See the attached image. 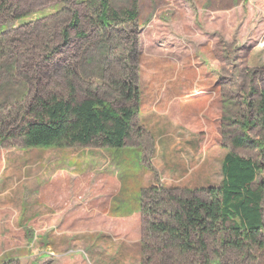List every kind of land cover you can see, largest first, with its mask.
I'll return each mask as SVG.
<instances>
[{
  "label": "rangeland",
  "instance_id": "obj_1",
  "mask_svg": "<svg viewBox=\"0 0 264 264\" xmlns=\"http://www.w3.org/2000/svg\"><path fill=\"white\" fill-rule=\"evenodd\" d=\"M88 1L6 0L12 14L0 15V34L10 30L28 39L16 42L20 50L1 65L0 123L36 89L64 95L63 78L75 66L78 77L90 80L115 108L126 103L106 82L133 76L139 94L138 104L132 103L134 131L120 149H30L17 138L4 142L0 264H98L104 253L100 246L88 248L93 239L135 242L141 252L134 264H142L143 244L161 249L162 237L147 227L168 219L174 205L167 197L209 200L228 153L254 161L260 167L257 184L264 180L258 113L264 0H109L113 11L136 17L103 34L90 18ZM73 11L79 12L84 40L67 28ZM29 28L39 29L51 48L64 45L61 31L67 28L69 47L61 59L37 69ZM7 123L16 133L13 117ZM246 137L247 143L234 146ZM53 242L58 250L49 247ZM218 248L216 238L208 240L212 258ZM167 251L153 264H191V257Z\"/></svg>",
  "mask_w": 264,
  "mask_h": 264
},
{
  "label": "trees",
  "instance_id": "obj_2",
  "mask_svg": "<svg viewBox=\"0 0 264 264\" xmlns=\"http://www.w3.org/2000/svg\"><path fill=\"white\" fill-rule=\"evenodd\" d=\"M87 7L90 18L102 34L116 24L132 22L136 17L134 12L113 11L109 0H90ZM10 13L6 0H0V15L6 17ZM11 18L16 20L22 16ZM80 25L79 12L73 11L67 28L75 30L76 39L84 40L87 36L80 30ZM67 28L61 31L64 41L61 48H51L45 36L39 35V29L29 28L34 30L30 32L31 50L39 64V68L35 64L33 69H40L43 62L46 64L54 57L61 59L64 49L69 47ZM24 39H28L26 33L7 30L0 34V68L8 56L20 50L16 42ZM70 68L63 78L64 95L36 89L27 104L7 114L4 124L0 123V147L16 138L21 140L23 147L30 149L76 145L120 149L125 145L134 131V104L139 101L133 76L110 78L106 82L105 85L126 103L115 108L99 96L90 80L78 77L75 66ZM260 97L258 113L264 127V90ZM12 117L16 133L10 131L12 127L7 123ZM251 125L245 124L244 130ZM248 139H236L234 146L241 147ZM259 170V165L251 159L228 153L221 165V183L208 190L209 200L195 196L184 199L168 196L174 205L168 219L150 223L147 227L148 232L162 237L159 241L161 249L143 244L142 264H153L158 257L167 256L170 252H165L166 249L175 251L179 258L191 257V264H264V180L257 184ZM211 238H216L219 246L213 258L208 249Z\"/></svg>",
  "mask_w": 264,
  "mask_h": 264
},
{
  "label": "crops",
  "instance_id": "obj_3",
  "mask_svg": "<svg viewBox=\"0 0 264 264\" xmlns=\"http://www.w3.org/2000/svg\"><path fill=\"white\" fill-rule=\"evenodd\" d=\"M160 132L162 136V131ZM120 205L121 206L125 205V201H123L122 198L120 200ZM47 234L51 235L50 230L47 231ZM101 240H97V239L89 240L87 244L88 248L92 250H96L94 248L95 246H100V248H102L101 253L104 254L98 257V264H134L135 262H137V260L140 259V252H141L140 245H137L135 242L106 241L103 243ZM68 244H70V241L67 243V245ZM58 246H60V244H55V242L49 243V247L56 248L57 250H58L57 248ZM127 261H129L130 263H127Z\"/></svg>",
  "mask_w": 264,
  "mask_h": 264
}]
</instances>
